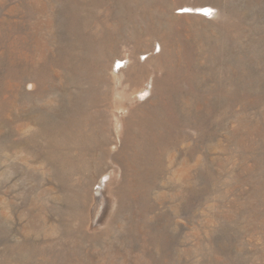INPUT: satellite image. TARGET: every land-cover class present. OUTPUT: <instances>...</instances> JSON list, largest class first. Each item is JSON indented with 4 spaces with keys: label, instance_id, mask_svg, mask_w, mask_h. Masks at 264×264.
<instances>
[{
    "label": "rangeland",
    "instance_id": "rangeland-1",
    "mask_svg": "<svg viewBox=\"0 0 264 264\" xmlns=\"http://www.w3.org/2000/svg\"><path fill=\"white\" fill-rule=\"evenodd\" d=\"M0 264H264V0H0Z\"/></svg>",
    "mask_w": 264,
    "mask_h": 264
},
{
    "label": "bare ground",
    "instance_id": "bare-ground-1",
    "mask_svg": "<svg viewBox=\"0 0 264 264\" xmlns=\"http://www.w3.org/2000/svg\"><path fill=\"white\" fill-rule=\"evenodd\" d=\"M142 92H143V91H141L140 93H142ZM52 158H53V157H52ZM52 158H51V159H52ZM97 189H98V188H97Z\"/></svg>",
    "mask_w": 264,
    "mask_h": 264
}]
</instances>
